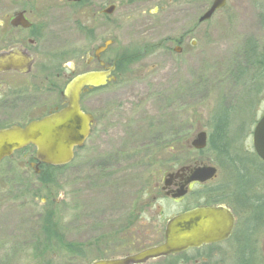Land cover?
I'll use <instances>...</instances> for the list:
<instances>
[{
  "label": "rangeland",
  "instance_id": "rangeland-1",
  "mask_svg": "<svg viewBox=\"0 0 264 264\" xmlns=\"http://www.w3.org/2000/svg\"><path fill=\"white\" fill-rule=\"evenodd\" d=\"M137 2L140 4L133 12L122 10L119 43L124 48L162 42L163 47L150 54L140 69L139 78L146 86L123 87L116 97L97 91L86 98L84 106L97 118L86 145L89 148L80 150L70 165L56 172L55 182L45 184L34 177L36 168L30 158H35V148L17 151L1 164L0 264H90L96 259L136 253L141 242L161 243L170 217L204 205V190L225 183L228 177V168L217 151L197 152L188 147L180 154L185 163L217 166L218 176L203 188L194 186L182 201L154 200L152 188L146 190V185L163 179L165 168L172 164L167 161L174 157L170 153L179 154L178 144L172 145L175 148L170 152L172 134L185 135L187 141L201 129L211 135L215 112L226 107L230 112L231 154L241 157L250 143L244 133L247 105L264 108V80L259 89L243 91V84L235 81L231 71L242 62L249 38L264 46V0H227L222 10L202 24H197L199 17L213 0ZM18 3L0 0V20ZM181 36H185L182 50L176 52L175 45L166 40ZM138 73L136 70L133 76ZM126 103L135 107V115L122 110ZM104 105L127 114H123L124 125L132 126V133L121 136L113 130L117 123L112 122L108 125L111 131L104 137L99 123ZM156 143L164 148L155 149ZM132 152L137 155L132 156ZM152 156V165L148 166L146 161ZM194 190L202 193L193 195ZM42 212L51 214L59 234H64V245L81 246L83 255H68L54 239V249L47 242L44 250L48 254L40 256V239H45L41 225L53 224L51 219L43 224ZM132 212L139 218L134 226L125 227ZM248 230L253 240L252 254H243L234 236L144 264H242L244 258L251 257L252 264H264V228Z\"/></svg>",
  "mask_w": 264,
  "mask_h": 264
},
{
  "label": "flooded vegetation",
  "instance_id": "flooded-vegetation-1",
  "mask_svg": "<svg viewBox=\"0 0 264 264\" xmlns=\"http://www.w3.org/2000/svg\"><path fill=\"white\" fill-rule=\"evenodd\" d=\"M122 1L18 0V5L10 8L4 14V18L0 20V53H5L12 60L7 64L8 69L0 70V129L12 125L24 127L32 120L42 118L65 107L67 84L83 73L92 71L108 73L104 84L86 86L81 93V109L85 113H91L95 123L96 115L83 104L87 101V97L89 98L97 91H100L103 96L116 97L120 95L123 87L131 88L133 84L140 88L146 86L145 82L139 78L140 69L144 66L147 57L155 52V49L151 52H140L139 58H123V51L126 47L122 48L119 43L123 29L122 10L125 9L126 13L133 12V9L140 3L137 2L138 0H125L126 3L122 4ZM169 1L180 2L182 0ZM202 23L198 20L197 24ZM184 39L185 36H181L167 38L166 41H171L175 45L174 50L181 52ZM108 41L110 44L106 46ZM144 45L147 47L156 45L157 49L163 47L162 42L152 45H136V47ZM136 70L139 73L137 77H134L133 74ZM122 110L127 114L135 115L136 113L135 107L128 103L122 107ZM247 113L248 120L244 121V133L247 132L250 143L247 144L241 157L246 165L248 175L253 176L254 181L243 197L235 195L233 192L235 187L228 177L224 179L225 183L214 186L216 191L220 188L223 191L225 188L228 189V191L226 189L227 200L217 204H225L235 217L232 236L240 230L239 228L243 230L245 224L253 219L251 199L259 205L264 204V158L260 156L254 145L255 131L257 125L264 118V108L258 104H248ZM123 114L120 109L113 112L105 108L104 105L99 119L104 137H107V133L111 131L108 125L112 122L117 123L113 130L121 136L132 133V126L124 125L126 120L123 118ZM94 125H92L90 136L84 141L82 147L74 149L72 162L80 150L89 148L86 145L93 134ZM172 135V140L178 142L181 149L178 155L176 153L172 160L167 161L172 164L169 165L170 167L168 166L169 168H165L163 179L160 178L156 184L146 185V190L152 188L154 200L165 198L179 202L192 193L194 186L198 189L205 186V183L189 181L193 167L202 164L185 163L180 156L181 150L185 151L191 140L187 141L185 135L182 134ZM131 154L134 156L137 155V152ZM7 159H4L0 166ZM30 160L32 167L36 168L33 172L39 174L42 163L33 157ZM218 171L217 167V173ZM168 174H173V176L168 178L169 183L166 185L165 179ZM184 184L187 188L186 195L178 198L173 197ZM194 191L197 196L202 193H199L198 190ZM55 211L53 206V212ZM44 214L47 213L42 212V219ZM138 218L139 215L132 212L125 227L134 226V222ZM51 220L53 221V218ZM256 224H258L257 228L260 226L264 228V216ZM164 238L165 233L163 240ZM40 241L42 242L41 239ZM41 250L42 243L39 251L40 256H43ZM67 254L69 253L67 252ZM40 256L38 255V257Z\"/></svg>",
  "mask_w": 264,
  "mask_h": 264
},
{
  "label": "water",
  "instance_id": "water-1",
  "mask_svg": "<svg viewBox=\"0 0 264 264\" xmlns=\"http://www.w3.org/2000/svg\"><path fill=\"white\" fill-rule=\"evenodd\" d=\"M227 0H213L210 7L199 18L204 22L226 6ZM110 42H106L108 46ZM8 55L0 53V70L8 69ZM14 65V63H13ZM107 72L92 71L72 79L65 88V107L51 112L42 118L32 120L24 127L12 125L0 129V162L15 151L29 145L36 148V161L50 166H64L74 158V149L82 147L95 123L91 113H85L80 106L81 93L86 86H99L105 83ZM255 148L264 158V118L255 131ZM189 146L203 150L208 146V132L199 130ZM183 170V169H182ZM217 168L213 165L193 167L189 181L205 183L216 177ZM168 174L165 184L169 183ZM189 183V182H188ZM186 184L173 197L186 195ZM235 226V217L224 204L197 206L178 213L167 220L165 239L162 243L144 248L123 257L93 260L90 264H144L149 260L166 257L199 248L203 245L221 243L230 238Z\"/></svg>",
  "mask_w": 264,
  "mask_h": 264
},
{
  "label": "trees",
  "instance_id": "trees-1",
  "mask_svg": "<svg viewBox=\"0 0 264 264\" xmlns=\"http://www.w3.org/2000/svg\"><path fill=\"white\" fill-rule=\"evenodd\" d=\"M157 46L152 45L151 47H147L146 45L142 47H126L123 51V58H133L137 57L139 58L140 52H151L156 50ZM242 62L235 65V68L231 71V75H235V81L241 82L243 84V91L254 89V88H260V83L262 80H264V46H261L259 43L255 41L253 38H249L247 40V43L243 49L242 52ZM248 85L250 87L248 88ZM258 88V89H259ZM230 112L227 110L226 107H222V109H218L213 117L212 124L210 125L211 129V135H209V143L208 147L206 149H212L213 151H217L221 157V160L225 162L227 166V173H228V179L234 185L235 190L233 191L237 197H243L247 190L251 187L254 178L253 176L248 175L246 171V165L244 164V161L242 157L238 156L237 154L232 155L229 149L230 140L228 136L229 131V117ZM173 136V135H172ZM159 140V137L157 138ZM170 144V152H172L173 147L172 145L178 144V148L176 149L179 153L180 151V144L177 142H174L172 140ZM165 145V144H164ZM155 149H163L164 147L158 143L154 144ZM173 147V148H172ZM28 148H33L32 146H29ZM188 149V146L186 147V151ZM183 150V149H182ZM181 150V151H182ZM204 151V150H202ZM199 151V152H202ZM169 152V153H170ZM171 156H174L175 153H170ZM155 156V155H154ZM151 158H149L148 161H146L148 164H151ZM154 161V160H153ZM70 165V164H69ZM65 166H49L42 164L40 166V173L36 174L34 172L33 174L41 183H51L54 181V174L61 169L65 168ZM18 179V178H17ZM37 180V182H38ZM18 182V180H16ZM55 182V181H54ZM41 185V184H40ZM42 186V185H41ZM27 190H23V193H26ZM224 193V194H223ZM205 202L204 205H210V204H217L218 202H223L226 199V191H224L220 188L218 191L214 190V188H209L204 190L203 192ZM193 195H195V191L193 192ZM251 203L253 204L252 212L254 213L253 219H251L250 222L245 224V228L242 230V228H239L240 230L237 231L234 236L236 239V242L239 243L240 251L244 252L243 254H248L247 252H250L252 254L253 247H252V238L251 234L249 233L250 230H248L249 227H255L258 225L256 224L260 218L262 219L264 216V204H258L256 201L251 199ZM201 206V205H198ZM50 216V217H49ZM53 217L48 214L43 215V224L46 222V219L50 220ZM53 222V221H52ZM56 222H53V224L50 221L49 227L46 225H42L41 229L45 236V239L42 238V250L41 253L45 254L47 253L44 250V246L47 242H50L47 244L48 247L53 248V240L56 239V243H60L64 251L68 252V255L72 256H81L83 253L81 252V246H71V245H64V234H59V229L55 227ZM55 227V228H54ZM55 229L58 231L55 232ZM254 233V232H253ZM243 237H241V236ZM253 235V234H252ZM233 236V237H234ZM240 237V238H239ZM159 244V243H158ZM156 244H153L151 242H141L140 246L137 247V251H140L144 248L153 246ZM81 247V248H80ZM81 249V250H80ZM244 258V257H243ZM242 264H252V257L249 259L244 258L242 260Z\"/></svg>",
  "mask_w": 264,
  "mask_h": 264
}]
</instances>
